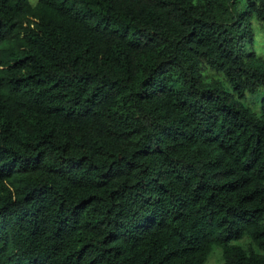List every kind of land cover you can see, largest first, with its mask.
Segmentation results:
<instances>
[{
	"label": "trees",
	"instance_id": "obj_1",
	"mask_svg": "<svg viewBox=\"0 0 264 264\" xmlns=\"http://www.w3.org/2000/svg\"><path fill=\"white\" fill-rule=\"evenodd\" d=\"M252 19L264 39V0H0V264H264Z\"/></svg>",
	"mask_w": 264,
	"mask_h": 264
},
{
	"label": "rangeland",
	"instance_id": "obj_2",
	"mask_svg": "<svg viewBox=\"0 0 264 264\" xmlns=\"http://www.w3.org/2000/svg\"><path fill=\"white\" fill-rule=\"evenodd\" d=\"M35 0H28L30 4H33ZM252 34L254 37V43L251 47L252 50L261 57L264 58V39H263V31L260 26V24L256 20H251L250 22ZM246 47L245 49H247ZM249 50V48L247 49ZM250 101H253V98H250ZM257 105V104H256ZM254 105L253 109H256L257 106ZM202 264H222L221 261V255H220V249L219 248H213L205 261Z\"/></svg>",
	"mask_w": 264,
	"mask_h": 264
}]
</instances>
